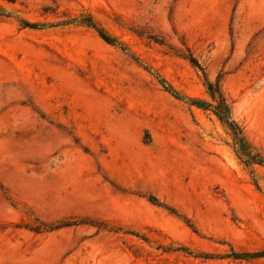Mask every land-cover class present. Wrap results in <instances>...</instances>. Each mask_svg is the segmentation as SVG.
Here are the masks:
<instances>
[{
	"label": "rangeland",
	"instance_id": "obj_1",
	"mask_svg": "<svg viewBox=\"0 0 264 264\" xmlns=\"http://www.w3.org/2000/svg\"><path fill=\"white\" fill-rule=\"evenodd\" d=\"M205 79L264 158V0H0V264H264Z\"/></svg>",
	"mask_w": 264,
	"mask_h": 264
},
{
	"label": "trees",
	"instance_id": "obj_2",
	"mask_svg": "<svg viewBox=\"0 0 264 264\" xmlns=\"http://www.w3.org/2000/svg\"><path fill=\"white\" fill-rule=\"evenodd\" d=\"M80 22L81 24L89 28L95 29L99 37L105 43L109 45L118 44V42L114 38L108 35L103 29L99 28L91 17L83 18L80 20ZM24 27L30 29H37L38 25L28 24L27 22H24ZM192 63L200 68L196 60L193 59ZM205 86L210 95L211 100L213 101V104L198 99H190L189 103L192 106L197 107L198 109L212 110L213 114L217 117V119L221 122V124L225 126V128L230 132L234 142L233 149L235 150L236 154L239 155V157L244 160V163L247 166H251V165L264 166V158L259 153L254 152L253 148L245 138L242 129L231 119L230 107L220 90L219 84L212 83L207 79H205ZM166 91H168L172 96H174L177 99L180 100L184 99L183 97L179 96V94H177L169 86L168 88H166ZM53 229L56 228H51V230ZM227 257H231L235 260H251V259L264 257V251L256 252V253H243V254L232 253ZM205 258H210V257H205Z\"/></svg>",
	"mask_w": 264,
	"mask_h": 264
}]
</instances>
